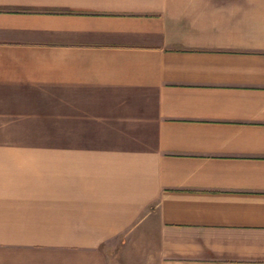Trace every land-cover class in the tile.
<instances>
[{
  "label": "crops",
  "instance_id": "0c3cea01",
  "mask_svg": "<svg viewBox=\"0 0 264 264\" xmlns=\"http://www.w3.org/2000/svg\"><path fill=\"white\" fill-rule=\"evenodd\" d=\"M0 264H264V0H0Z\"/></svg>",
  "mask_w": 264,
  "mask_h": 264
}]
</instances>
